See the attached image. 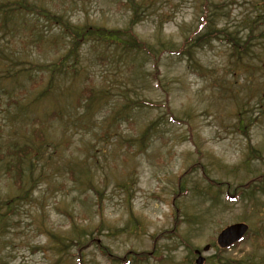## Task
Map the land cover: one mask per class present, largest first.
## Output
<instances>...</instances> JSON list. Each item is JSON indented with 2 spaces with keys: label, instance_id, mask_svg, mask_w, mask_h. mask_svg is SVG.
Listing matches in <instances>:
<instances>
[{
  "label": "rangeland",
  "instance_id": "obj_1",
  "mask_svg": "<svg viewBox=\"0 0 264 264\" xmlns=\"http://www.w3.org/2000/svg\"><path fill=\"white\" fill-rule=\"evenodd\" d=\"M134 1L0 0V150L27 143L35 129L44 133L49 145L33 169L41 180L32 200L15 209L0 239L2 264H76L75 249L62 250L54 238L76 239L73 225L93 232L95 243L117 256L146 253L152 236L172 231L175 197L181 218L201 219L192 225L182 222L178 229L181 237L190 235L195 250L214 246L217 233L228 225L248 226L241 242L222 253L210 248L202 256L220 253L222 264L264 259V248L255 243L264 233V200L260 194L246 193L227 198L226 192L264 173L263 161L241 164L248 141L236 125L238 116L252 123L248 138L264 159V0H212L215 7H225L224 15L216 10V27L225 30L220 32L232 31L253 43L254 51L240 65L219 43L196 49L201 72L188 71L179 57L163 54L156 79L150 75L151 65L141 67L139 59L129 72V60L116 57L99 64L80 54L88 70L75 77L79 65L74 63L65 77L56 79L55 98L34 102L48 73L33 85L30 77L40 74L30 64L52 62L64 50L58 24L46 21L45 11L70 24L111 28H122L129 18L144 13L133 32L154 47L160 41L180 44L199 26L195 0ZM90 83L106 90L109 101L85 119L75 94ZM68 85L73 93L66 90ZM138 100L145 105L139 107ZM124 104L129 108L120 109L122 117L131 121H121L104 135L106 121ZM50 112L58 114L47 121ZM145 130L149 132L142 135ZM129 138L133 150L125 148ZM136 145H144L145 151L138 153ZM82 163L90 167L94 187L103 192L100 208L93 191L70 178L68 170ZM205 175L220 185L221 196L216 188H208ZM126 189L130 208L125 206ZM13 194L15 189L0 175V197ZM155 252L149 264H188L195 259L177 238H160ZM81 255L83 264H110L94 246Z\"/></svg>",
  "mask_w": 264,
  "mask_h": 264
},
{
  "label": "trees",
  "instance_id": "obj_2",
  "mask_svg": "<svg viewBox=\"0 0 264 264\" xmlns=\"http://www.w3.org/2000/svg\"><path fill=\"white\" fill-rule=\"evenodd\" d=\"M122 1H125L127 4L126 0ZM195 2L199 7V13L197 14V24H199V26L195 29V31L190 33L189 37H184L180 44L160 41L157 47H154L156 45L140 40L133 32L134 26L143 19L144 13L136 14L132 18H129L126 26L122 28H111L103 25L89 24L88 22H84L81 25L70 24L67 21H63L59 16H49L48 12L45 11V20L58 24L64 50L59 53L56 59L52 62L45 64H30V67L38 69L40 74V77H30V81L33 85H37L46 72L48 73L47 80L43 83L41 90L36 94L34 102H41L47 98H55V94H53V92L56 79L57 83L60 78L65 77V74L70 72L74 63L79 65V68L74 73L75 77L79 75L80 71H87L88 68H85L81 62V55H86V59L90 58V62H98L99 64H104L116 57L124 59V61L129 60V62L125 65L129 72L138 67V65L135 64L137 63L136 60L139 59L141 60V67H145L147 63L151 65L153 75H150L156 79L159 74L158 65L163 54L179 57L181 59L180 62L184 61L183 63H185V68L188 71L191 70L201 72L202 67L196 61V55L199 52L196 51V49L211 47L214 43H219L225 45L229 49L231 56L234 57V62L240 65L241 62L245 60V57H249V54L254 51L252 46L253 43H251L248 38L242 39L232 31L220 32L225 30L216 27V10L221 9V13L219 15H224L225 7L223 3L218 4L215 7L212 0H195ZM131 3L136 4L134 0H131ZM66 38L68 39V46L65 45ZM52 42H56V39H52ZM232 73V76L236 75V72ZM67 89L71 90L70 93L74 92L70 85L66 86V90ZM105 91L106 90L103 89H97L92 83L83 85L78 90L75 94V101L79 106H81V116L83 118L90 119L93 111L97 110L102 105L108 104V94ZM137 105L141 107L145 104H143L141 100H138ZM128 108L129 105L124 104L113 111L110 118H108V121H106L104 129L102 130L104 135H110L112 127L116 129V126H118L121 121H131V118L127 116L122 117L121 110ZM57 114V112H50L47 115L46 120H53ZM251 124V122H246L244 118L240 116L237 117L236 125L248 141L244 159L241 162L243 166H248L250 161L255 160L264 162L261 152L253 147L248 138L249 136L247 131L251 127ZM148 132V130H145L142 135H146ZM140 137L138 138V143L141 145ZM125 144L127 145L125 148H128L129 150H133L134 146H131L132 144L135 145L133 143V138L125 140ZM48 148V141L44 133L39 129H35L32 131L27 143H13L12 145H7L5 148L0 150V175L4 179L8 180L12 188L15 189V194L5 198L0 197V239L8 230V222L15 209L23 203H28L32 200L33 191L37 188V185L41 180L38 176H33V169L36 162H39ZM144 151V145L137 146L138 153H142ZM192 167L193 165L190 166V170H192ZM90 171L91 169L88 164L82 163L75 165L74 168H70L68 173L70 178L75 182H78L80 186H85L93 191L97 197L96 204L100 208L102 206L101 200L104 195L102 191L96 189L92 184V180L89 176ZM183 176H185V172L178 178ZM205 178L208 181V188H216L217 193L221 196L222 190L220 189V185L211 180L207 175H205ZM121 185L122 188H126V184L123 183ZM225 185L227 187L229 186L227 184ZM207 186L203 189L204 191L207 189ZM236 187L237 189L232 192L228 189L226 190L227 198L232 196H238L241 198L242 195L246 193L251 196L254 194H260L261 199L264 200V173L249 179ZM125 193V206L126 208H130L131 193L128 189L125 190ZM175 199L176 197L172 199L171 202L175 222L172 231L167 234L161 233L152 236V248L146 253L127 251L121 256H117L111 251H108L107 247L97 243V241L95 243V235H93V232L87 233L84 229L77 230L74 225L73 228L74 232L76 231V239H71V242L70 239L64 240L61 236L54 237L56 238L55 246L59 244L62 250H68L71 247L75 249L76 264H83L84 260L81 252H84V250L90 246H94V248L99 250L101 255L110 264H149L151 262L150 260L155 258V246L160 238H177L180 240L181 246L185 247L190 254L192 250V246L189 243L190 235L187 234L185 238H183L179 235L178 229L182 222L192 225L195 224L196 221L199 222L200 218L197 219V216H185L184 218H181L179 216L181 209L174 203ZM128 215L131 216V212H128ZM44 233L48 237H53L50 233H47L46 230ZM81 234L83 236L87 235L88 239L85 241L82 240L80 237ZM260 234L261 236H264V233ZM216 250L219 251L217 248ZM223 259L224 258L217 254L216 256H212L210 261H212L213 264H221L220 260L222 261ZM0 264H2L1 259ZM188 264H192V262L190 263V259L188 260ZM224 264H227L226 261Z\"/></svg>",
  "mask_w": 264,
  "mask_h": 264
},
{
  "label": "water",
  "instance_id": "obj_3",
  "mask_svg": "<svg viewBox=\"0 0 264 264\" xmlns=\"http://www.w3.org/2000/svg\"><path fill=\"white\" fill-rule=\"evenodd\" d=\"M247 226L244 223H235L222 229L216 237L217 245L224 249L233 243L237 242L246 232ZM208 249V246L204 247V251ZM198 252V251H197ZM203 258L199 256L196 260L197 264H201Z\"/></svg>",
  "mask_w": 264,
  "mask_h": 264
},
{
  "label": "flooded vegetation",
  "instance_id": "obj_4",
  "mask_svg": "<svg viewBox=\"0 0 264 264\" xmlns=\"http://www.w3.org/2000/svg\"><path fill=\"white\" fill-rule=\"evenodd\" d=\"M257 241H258V243H262L261 244V248H264V237L258 238ZM259 260H257L255 262V264H264V259L261 260V261H259ZM249 262H250L249 258L248 259L245 258V259H239V260H237V263L238 264H252V263H249ZM203 263H205V259H204V262Z\"/></svg>",
  "mask_w": 264,
  "mask_h": 264
}]
</instances>
